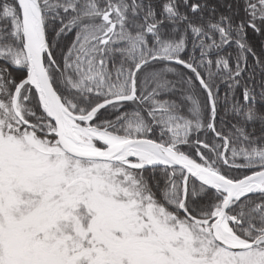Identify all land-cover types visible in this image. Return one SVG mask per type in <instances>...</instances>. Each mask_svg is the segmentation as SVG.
<instances>
[{"label":"snow or ice","instance_id":"snow-or-ice-1","mask_svg":"<svg viewBox=\"0 0 264 264\" xmlns=\"http://www.w3.org/2000/svg\"><path fill=\"white\" fill-rule=\"evenodd\" d=\"M0 264H264V0H0Z\"/></svg>","mask_w":264,"mask_h":264}]
</instances>
